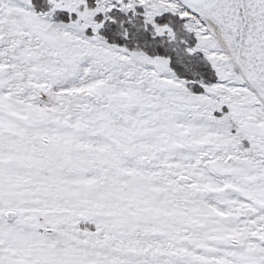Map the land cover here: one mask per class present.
Segmentation results:
<instances>
[{"label": "snow or ice", "instance_id": "6c2138e0", "mask_svg": "<svg viewBox=\"0 0 264 264\" xmlns=\"http://www.w3.org/2000/svg\"><path fill=\"white\" fill-rule=\"evenodd\" d=\"M0 264H264V0H0Z\"/></svg>", "mask_w": 264, "mask_h": 264}]
</instances>
